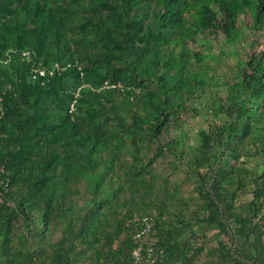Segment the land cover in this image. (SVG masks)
Listing matches in <instances>:
<instances>
[{"label": "trees", "instance_id": "1", "mask_svg": "<svg viewBox=\"0 0 264 264\" xmlns=\"http://www.w3.org/2000/svg\"><path fill=\"white\" fill-rule=\"evenodd\" d=\"M244 26L264 0H0V264H264Z\"/></svg>", "mask_w": 264, "mask_h": 264}, {"label": "built area", "instance_id": "2", "mask_svg": "<svg viewBox=\"0 0 264 264\" xmlns=\"http://www.w3.org/2000/svg\"><path fill=\"white\" fill-rule=\"evenodd\" d=\"M57 67H59L58 65H56V68ZM40 72V74H44V71L43 70H40L39 71ZM50 72H52V70L50 71ZM79 89H80V87L79 88H77V91L75 92V96H77L79 93ZM75 101V100H74ZM74 101L72 102V104H71V108L73 109V107H74ZM0 111H1V106H0ZM0 201H1V198H0ZM150 226H151V224L149 223V221H146L145 220V227L141 230V233L140 234H138L139 236L141 235V234H145V233H147V231H148V229L150 228ZM149 250H151V248H149ZM133 256H134V259H135V261H134V264H141V260H142V258H141V245H138L134 250H133ZM149 262H150V259H147L146 261H145V263L144 264H149Z\"/></svg>", "mask_w": 264, "mask_h": 264}, {"label": "rangeland", "instance_id": "3", "mask_svg": "<svg viewBox=\"0 0 264 264\" xmlns=\"http://www.w3.org/2000/svg\"><path fill=\"white\" fill-rule=\"evenodd\" d=\"M243 35L244 37L242 39L239 40L240 44L237 45V48H238V51H239V54H243L244 53V50L242 49L243 47L246 46V44H248V42H250V40L253 39V37H256L257 38V44L259 45H264V42L262 41L264 39V36L263 35H254L252 34L249 29L247 27H243Z\"/></svg>", "mask_w": 264, "mask_h": 264}]
</instances>
